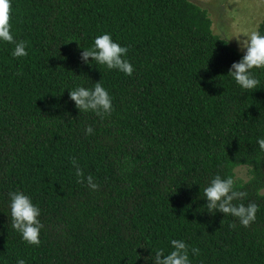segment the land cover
<instances>
[{
	"label": "trees",
	"instance_id": "1",
	"mask_svg": "<svg viewBox=\"0 0 264 264\" xmlns=\"http://www.w3.org/2000/svg\"><path fill=\"white\" fill-rule=\"evenodd\" d=\"M206 6L11 0L27 55L0 42V264H155L172 239L199 249L192 264H264V69L253 70L254 90L235 83L227 72L243 53ZM103 32L128 48L131 76L82 59ZM98 81L112 96L103 119L69 95ZM71 158L97 189L78 182ZM242 166L251 179L236 177ZM216 174L246 193L234 204L258 205L249 226L207 209L204 188ZM15 190L41 208L38 246L12 228Z\"/></svg>",
	"mask_w": 264,
	"mask_h": 264
},
{
	"label": "clouds",
	"instance_id": "2",
	"mask_svg": "<svg viewBox=\"0 0 264 264\" xmlns=\"http://www.w3.org/2000/svg\"><path fill=\"white\" fill-rule=\"evenodd\" d=\"M11 0H0V42L14 45L13 57H23L27 55V42L16 40L10 24ZM241 36L244 38L241 39ZM235 37L239 47L243 50L242 57L233 62L227 74L235 81L241 89L254 90L260 83L254 74V69H264V33L258 28L250 32H240L224 35L227 41ZM128 48L122 46L112 38V34L103 32L94 36L91 47L83 49L82 59L85 62L95 61L99 65L105 66L109 70H117L125 75L131 76L133 65L126 58ZM71 100L82 112H93L102 119L110 115L113 110L112 96L101 82H96L93 87L88 88L77 85L69 91ZM93 133V128L87 126L85 134ZM259 149L264 152V137L257 139ZM71 163L75 168V175L78 182H87L90 189H97L98 184L93 182V176L85 177L77 160L71 158ZM251 179V177H249ZM9 209L11 215L12 228L20 234V237L29 245L40 244V232L44 227L39 217L41 208L35 204L32 198L23 191L15 190L9 192ZM246 196L245 192L238 191L235 180L232 176L222 177L216 174L212 177L208 185L204 188V198L207 201L209 211L219 210L238 218L241 225L247 227L256 220L258 205L255 203H233ZM171 250L165 253L164 249H157L154 253L155 264H192L190 251L193 257L199 255V249L192 247L181 239L169 241ZM15 264H26L23 258L17 257Z\"/></svg>",
	"mask_w": 264,
	"mask_h": 264
},
{
	"label": "rangeland",
	"instance_id": "3",
	"mask_svg": "<svg viewBox=\"0 0 264 264\" xmlns=\"http://www.w3.org/2000/svg\"><path fill=\"white\" fill-rule=\"evenodd\" d=\"M196 4H207L213 26L218 23L219 30L223 35H230L240 32H250L258 28L264 20L263 0H192ZM212 26V27H213ZM214 28V31L218 30ZM219 31V32H220ZM244 37L241 36V39ZM229 41L243 53L235 37ZM236 177L246 180L249 177L248 167L242 166L236 169ZM264 194V190L261 191Z\"/></svg>",
	"mask_w": 264,
	"mask_h": 264
}]
</instances>
